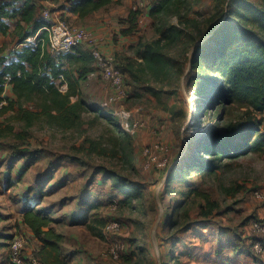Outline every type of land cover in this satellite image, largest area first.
I'll use <instances>...</instances> for the list:
<instances>
[{
    "label": "rangeland",
    "instance_id": "374dc122",
    "mask_svg": "<svg viewBox=\"0 0 264 264\" xmlns=\"http://www.w3.org/2000/svg\"><path fill=\"white\" fill-rule=\"evenodd\" d=\"M37 2L40 16L49 8L53 18H61L54 13L60 2ZM233 2L190 0L191 10L183 9L191 18L187 34L166 49L172 63L162 76L144 69L136 58L141 43L158 36L149 15L145 14L131 36L120 38L115 33L111 43L116 46L106 53L125 73L128 94L115 103L109 101V84L92 64L82 84L89 106L117 117L127 131L132 122H144L134 133L129 131L134 168L126 164L121 151L112 153L111 127L95 111L87 112L83 124L68 131L40 123L26 129L23 122L8 120L14 111L0 115L2 128L14 127L12 133L0 137V264H13L8 253L16 233L26 236L25 264H34L31 258H37L40 242L22 221L26 200L50 213L52 227L64 235L62 256L69 264H264V199L255 195L256 190L264 194L263 152L251 150L224 159L215 173L193 171L166 186L170 170L183 164L195 138L210 128L209 124L202 129L192 126L199 82L190 61L196 46L224 19L227 5ZM137 5L147 10L144 0ZM123 18L119 17L121 25ZM169 20L178 22L174 15ZM6 40L14 42L11 37ZM123 111L130 112V118ZM261 128L264 132V121ZM94 147L106 148V153ZM147 148L150 158L144 154ZM160 162L165 166L158 167ZM105 170L123 174L140 186V192L128 199ZM193 189L208 192L219 207L204 215L206 201ZM179 204L183 205L176 211ZM113 222L118 223L117 230L109 227ZM116 245L122 246L118 257L111 254Z\"/></svg>",
    "mask_w": 264,
    "mask_h": 264
},
{
    "label": "trees",
    "instance_id": "16d2710c",
    "mask_svg": "<svg viewBox=\"0 0 264 264\" xmlns=\"http://www.w3.org/2000/svg\"><path fill=\"white\" fill-rule=\"evenodd\" d=\"M68 1L70 12L85 18L111 4H120L122 0ZM38 8L37 0H0V33L8 34L10 25L7 20H14L15 28L10 33L22 45L15 50L14 57L0 52V100L6 101L0 108V115L14 111L8 120H19L26 129L40 123L44 127L68 131L80 127L87 112L95 111L96 116L103 117L111 127L113 136L109 141L112 153L121 151L126 164L134 168L133 159L129 156L130 132L117 117L95 110L84 98L82 84L92 72L91 53L82 46L53 53L49 48V31L43 28L51 21L40 16ZM184 8L191 10L190 0H153L149 6L148 15L154 20L152 24L158 36L141 43L136 58L142 61L144 69L157 77L168 73L172 63L166 49L187 34L186 23H190L191 18L188 12H183ZM225 10L226 15L220 19L218 28L195 49L190 61L199 82L192 126L202 129L209 124L210 128L195 138L188 154L183 157V164L170 170L167 187L175 180H184L193 171L215 173L224 159L236 158L251 150L264 153L261 128L264 121V0L260 3L235 0ZM142 13L140 8H131L121 19L124 35L137 31ZM172 15L178 22L169 20ZM7 86H11L14 98L6 94ZM62 86L66 88L62 89ZM13 130L11 124L4 128L0 126V137ZM94 148L99 153H106V148ZM105 171L113 179L114 186L128 199L140 192V186L123 174ZM192 191L206 201L208 209L204 215L212 214L219 207V202L208 192ZM98 205L93 204L94 207ZM182 205L179 204L175 210ZM21 212L23 223L40 242L39 262L69 264L62 256L64 235L52 227L54 219L50 213L35 209L28 200ZM10 252L9 247V262Z\"/></svg>",
    "mask_w": 264,
    "mask_h": 264
},
{
    "label": "built area",
    "instance_id": "2783aa9c",
    "mask_svg": "<svg viewBox=\"0 0 264 264\" xmlns=\"http://www.w3.org/2000/svg\"><path fill=\"white\" fill-rule=\"evenodd\" d=\"M139 5L135 6L137 8ZM41 15L50 20L51 24L49 26H44L43 28L49 31L50 42L49 48L53 53L67 52L72 50L77 46H82L84 49H88L93 57V64L97 68L98 72L102 75L103 79L109 84L111 88V93L109 95V101L115 103L121 99L127 97V89L125 76L117 65L115 58L106 53L103 47L100 45L98 38L94 35V32L78 26H73L69 24L66 20L61 18H53L49 8H44ZM144 16L142 15L139 19L140 23H143ZM32 40V39H31ZM87 42V43H86ZM21 44V43H19ZM19 47L13 48V52ZM66 86H62L65 89ZM5 100H0V104H5ZM124 117L130 118L131 114L128 111L122 112ZM144 122L136 120L132 122L131 129L128 130L131 133L142 128ZM151 150L145 149L144 154L151 157ZM149 165L145 166L148 167ZM158 167L165 166L164 162L157 163ZM257 198L264 199V194L258 190L255 191ZM113 230L118 229V223L113 222L109 226ZM26 244V236L24 234L16 233L10 243V260L13 264H25L27 257L23 255V249ZM258 248V245L256 246ZM122 246L116 245L111 254L114 257H118L122 251ZM29 259V258H28ZM31 262L36 264L39 262L37 258H31ZM40 263V262H39Z\"/></svg>",
    "mask_w": 264,
    "mask_h": 264
},
{
    "label": "crops",
    "instance_id": "0c3cea01",
    "mask_svg": "<svg viewBox=\"0 0 264 264\" xmlns=\"http://www.w3.org/2000/svg\"><path fill=\"white\" fill-rule=\"evenodd\" d=\"M60 2L54 6V13L56 17H62L63 14L67 17V19L72 20L73 23L79 24L78 26H84L90 28L96 37L98 38L99 42L103 49L107 52L110 49L113 50V47L116 46L112 44V36L117 33L120 38H124L126 36L131 35H123L119 30H121L122 25L119 23V17H125L131 8H134L135 4L138 0H122L120 4H113V6L109 5L105 8L96 11L85 18H80L78 15L72 14L69 10L70 3L68 0H57ZM146 2L145 7L147 8L146 11L142 9V15L145 18V14L148 15V9L153 0H144ZM113 9H111V7ZM109 9V10H108ZM146 12V13H145ZM69 17V18H68ZM10 25V31L8 34L0 33V52L3 54L9 55V57H14L15 54L13 52V48L18 46L19 48L22 46L14 39L13 43L6 40V38L11 37L12 30L15 28V21L12 19L7 20ZM108 25L110 28H108ZM103 29V31H102ZM115 29V30H114ZM112 30V33L111 31ZM105 32V33H104ZM120 41V40H119ZM112 42V43H111ZM116 42V40H115ZM111 43V44H107ZM6 94L11 98H14V94L12 92L11 86H7ZM252 264V263H251Z\"/></svg>",
    "mask_w": 264,
    "mask_h": 264
},
{
    "label": "water",
    "instance_id": "95a60500",
    "mask_svg": "<svg viewBox=\"0 0 264 264\" xmlns=\"http://www.w3.org/2000/svg\"><path fill=\"white\" fill-rule=\"evenodd\" d=\"M219 26V23L216 24V26L214 28H212L205 36H204V39L202 40V42H200L201 44H203L204 41H206L209 37L212 36V34L215 32V30L218 28ZM197 48V46H196Z\"/></svg>",
    "mask_w": 264,
    "mask_h": 264
}]
</instances>
